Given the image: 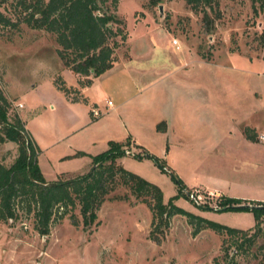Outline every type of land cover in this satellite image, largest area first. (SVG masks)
<instances>
[{
  "label": "rangeland",
  "instance_id": "rangeland-1",
  "mask_svg": "<svg viewBox=\"0 0 264 264\" xmlns=\"http://www.w3.org/2000/svg\"><path fill=\"white\" fill-rule=\"evenodd\" d=\"M106 6V11H111V6ZM205 11L208 21H203L202 13L191 10L184 0L117 1L112 12L126 37L115 50L116 60L127 57V45L135 49L143 47L146 34L151 38L159 36L166 39L167 46L169 42L172 44L173 52L182 45L192 58L205 62L202 66L190 58L188 68L192 79L207 85L206 89L202 88V105L199 92L196 98L191 92L190 107L186 109L190 121L187 127L191 132L184 146L166 156L154 154L180 180V191L169 175L161 172L150 159L134 158L132 154L138 150L132 145L130 154L122 156L119 163L155 184L163 202L174 197L175 205L194 215L245 229L254 224L251 210L202 209L182 193L197 194L200 205L212 208L219 206L223 196L207 190L213 187L220 188L223 197L247 205L264 203V154L226 152L214 146L215 142L233 138L235 115L239 108L247 109L244 105H249L248 100L255 98L251 109L255 110L259 127L264 129V0H217L211 10L205 7ZM0 12L10 22H16L14 0H0ZM56 48L53 36L41 29H31L21 22L0 24V91L7 101L6 116L12 119L17 115L22 119L36 144V164L47 181L55 179L58 173L64 175L59 178L65 179L81 169L75 161L51 160L48 152L49 145L63 130L58 101L62 95L53 82L61 79L60 72L68 84L66 77L70 74L58 59ZM245 75L256 78V83H251L256 88L253 98L242 92ZM73 96L77 94H68L69 98ZM20 100L22 108L16 107ZM104 106L96 103L98 114L94 117L106 114ZM117 119L113 116L114 121ZM104 149L105 145H99L93 151ZM16 156V143H0L3 165L9 166ZM239 175L244 178H240L244 180L241 185L236 183ZM123 194L127 200L113 198ZM72 212L79 221L77 227L65 215L50 226L46 236L34 230L31 212L18 209L14 218L0 220V264H213L214 257H223L221 236L208 228L192 235L183 215L170 218L159 243L151 241L148 208L122 186H116L99 206L97 224L81 229L77 205ZM225 243L230 240L225 238ZM231 259L236 264H264V219L260 221L258 236Z\"/></svg>",
  "mask_w": 264,
  "mask_h": 264
},
{
  "label": "trees",
  "instance_id": "trees-1",
  "mask_svg": "<svg viewBox=\"0 0 264 264\" xmlns=\"http://www.w3.org/2000/svg\"><path fill=\"white\" fill-rule=\"evenodd\" d=\"M118 0H14L16 22H10L0 12V24L15 25L24 23L31 29H41L54 38L57 45L55 53L64 68L77 76L79 87L88 86L92 79L110 68L116 61L115 50L125 40L126 33L120 21L114 16ZM185 4L195 12L202 13V20L209 17L205 7L212 9L217 0H184ZM111 11H106L107 6ZM105 7V10L102 8ZM53 84L67 98L69 93L77 94L76 89L68 88L57 78ZM77 96L69 99L74 100ZM6 98L0 91V143L11 141L16 143L17 156L9 166L0 162V220L15 217L18 209L31 212L33 228L40 236H46L50 226L65 215L71 225L77 227L79 221L72 212L78 206L81 229L97 224L96 211L116 186L126 188L134 198L143 203L150 212L148 238L159 243L169 227L173 215H183L191 226L192 235L208 228L221 236L220 248L222 259L214 257L213 264H236L231 257L238 250L252 241L260 233V221L264 219V203L247 205L245 202L223 197L217 208L205 204L198 205L202 209H249L253 213L254 224L240 229L225 226L194 215L177 205L172 198L162 201L160 189L144 178L124 169L118 159L129 153L130 139L123 142L108 141L107 148L90 156L88 169L65 179L58 175L47 181L36 164L37 148L22 121L17 115L12 119L6 116ZM245 136L254 138V132L244 129ZM136 151L134 158L150 159L161 172H166L170 179L182 188L180 180L164 168L161 158L147 152L141 146L132 144ZM181 193V192H179ZM186 197L185 191L182 193ZM113 198L127 200V195ZM238 204V205H235ZM242 204V205H241ZM252 204V203H250ZM225 238L230 243H225ZM229 255V256H228Z\"/></svg>",
  "mask_w": 264,
  "mask_h": 264
},
{
  "label": "crops",
  "instance_id": "crops-1",
  "mask_svg": "<svg viewBox=\"0 0 264 264\" xmlns=\"http://www.w3.org/2000/svg\"><path fill=\"white\" fill-rule=\"evenodd\" d=\"M144 39V46L138 49L127 45V57L113 62L110 68L94 77L88 86L79 87L77 76L71 71L66 77V84L59 72L64 85L78 92L77 98L71 100L59 90L62 95L58 100L59 120L63 130L49 145L50 148L47 147L50 149L48 152L51 160L75 161L77 167L81 168L78 169L80 171L73 172L77 175L88 169L90 156L102 152L95 153L93 148L99 145L107 148L108 141L123 142L128 137L130 145L137 144L157 156H166L173 149L184 146V141L190 138L191 132L187 127L190 121L186 116L191 92H194L195 98V94L198 95L199 92V103L202 105V88L204 86L206 89L207 86L202 85V81L192 79L188 62L191 58L199 65L206 64L202 59L192 58L182 45L175 47L176 51L173 52L170 48L172 44L169 42L167 46L166 39L162 37L151 38L146 34ZM162 55L166 57L159 58ZM253 82L256 83V78L243 76L242 92L252 98V93L256 91L251 84ZM108 100L110 105H106ZM253 102H256L255 98L246 102L249 104L244 105L246 110L238 109L233 138L222 143L215 142V148L220 147L226 152L236 150L252 153L254 156L257 152L264 154V143L257 138L264 129L259 127L254 116L255 110L251 109L254 107ZM96 103L101 106L105 104L107 110L106 114L98 118L90 112ZM113 116L118 117L117 121L113 120ZM108 120L112 121L109 123ZM245 128L254 132L253 139L245 136ZM117 161L119 163L120 158ZM262 161L264 162V158ZM60 174L62 173L56 174V177ZM238 178L243 177L239 175ZM243 179L236 183L243 184ZM207 190L224 196L218 187Z\"/></svg>",
  "mask_w": 264,
  "mask_h": 264
},
{
  "label": "built area",
  "instance_id": "built-area-1",
  "mask_svg": "<svg viewBox=\"0 0 264 264\" xmlns=\"http://www.w3.org/2000/svg\"><path fill=\"white\" fill-rule=\"evenodd\" d=\"M176 41L173 40V44H175ZM106 105H110V101H106ZM16 107L20 108L21 107V103H18L16 104ZM90 112L93 116H96L98 114L97 112V109L95 107H92L90 109ZM257 138L260 142L264 143V132H260L258 135H257ZM186 193V196H188L193 202H195L197 205H200L199 204V200H200V197L197 195V194H193L192 192H188V191H185Z\"/></svg>",
  "mask_w": 264,
  "mask_h": 264
}]
</instances>
